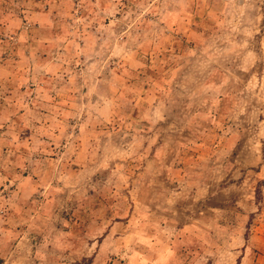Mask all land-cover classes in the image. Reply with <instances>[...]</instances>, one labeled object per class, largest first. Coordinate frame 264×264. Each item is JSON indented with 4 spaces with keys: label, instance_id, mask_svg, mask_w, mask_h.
<instances>
[{
    "label": "rangeland",
    "instance_id": "rangeland-1",
    "mask_svg": "<svg viewBox=\"0 0 264 264\" xmlns=\"http://www.w3.org/2000/svg\"><path fill=\"white\" fill-rule=\"evenodd\" d=\"M0 264H264V0H0Z\"/></svg>",
    "mask_w": 264,
    "mask_h": 264
}]
</instances>
